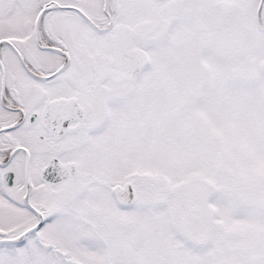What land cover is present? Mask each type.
<instances>
[{"label":"snow or ice","instance_id":"obj_1","mask_svg":"<svg viewBox=\"0 0 264 264\" xmlns=\"http://www.w3.org/2000/svg\"><path fill=\"white\" fill-rule=\"evenodd\" d=\"M0 264H264V0H0Z\"/></svg>","mask_w":264,"mask_h":264}]
</instances>
